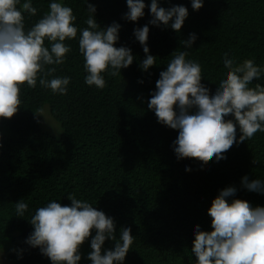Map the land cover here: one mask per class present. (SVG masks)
I'll return each mask as SVG.
<instances>
[{
  "label": "trees",
  "instance_id": "1",
  "mask_svg": "<svg viewBox=\"0 0 264 264\" xmlns=\"http://www.w3.org/2000/svg\"><path fill=\"white\" fill-rule=\"evenodd\" d=\"M24 2L20 0V5ZM52 2L72 8L78 33L75 39L64 41L71 51L47 79H71L66 95L41 87L39 79L35 88L23 85L18 112L11 119L0 118V264H51L39 248L26 243L34 230L29 220L49 202L71 206L68 195L112 217L117 239L121 228H131L134 242L123 264H195L191 252L194 226L212 231L208 209L221 190L237 189L227 198L229 203L240 199L264 207V194L241 185L243 176L264 182V132L234 144L219 161L178 160L173 150L178 130L158 123L147 103L159 73L181 51L188 52L186 59L201 65V83L210 95L226 78L225 53L237 63L253 59L264 67V0H203V7L196 11L191 0H157L166 9L174 5L188 9L178 33L170 26L148 23L151 0H143L144 16L137 22L122 18L128 11L126 0H31L37 13H23L25 31L49 11ZM87 4L95 6L93 15L101 27L113 22L121 25L115 46L131 49L134 56L120 76L103 74L104 89L84 82L87 73L78 41L79 30L87 27L90 15ZM146 24L148 54L156 57V64L143 71L140 64L145 53L133 29ZM191 33L197 39L192 48H185L182 42ZM45 46L50 47L47 40ZM257 83L264 85V73L250 87ZM44 106L61 129L57 135L40 126L37 113ZM239 135L237 126V139ZM21 199L28 205L23 217L15 211ZM94 236L93 229L80 247L91 249ZM114 243L106 240L102 255Z\"/></svg>",
  "mask_w": 264,
  "mask_h": 264
},
{
  "label": "clouds",
  "instance_id": "2",
  "mask_svg": "<svg viewBox=\"0 0 264 264\" xmlns=\"http://www.w3.org/2000/svg\"><path fill=\"white\" fill-rule=\"evenodd\" d=\"M18 5L20 0H0V118L4 119H11L18 112L21 87L25 84L35 88L39 79L40 86L53 94H67L70 77H47L53 76L57 71L55 66L64 64L66 54L71 51L64 41L75 39L78 33L71 7L60 2L50 3L49 11L25 31L23 13L35 16L37 9L31 0H25L19 8ZM126 5L128 11L123 19L137 22L144 16L143 0H126ZM147 7L152 17L149 24L170 26L177 33L189 15L183 5L166 9L160 7L157 0H151ZM191 7L199 10L203 0H191ZM87 9L90 13L85 21L87 27L79 30L78 41L87 73L84 82L104 89L103 74L120 76L121 69L128 68L134 56L131 49L115 46L121 25L113 22L101 27L93 15L95 6L87 4ZM148 34L147 24L133 29L145 53L140 64L143 71L156 64V57L148 54ZM196 39L194 33L189 34L183 46L192 48ZM45 40L50 47L45 46ZM187 56L186 51L175 54L166 70L159 73L156 90L151 93L147 107L154 111L158 123L178 130L173 142L178 160L193 158L207 164L214 158L216 161L225 159L224 153L234 144L264 132V85L257 83L250 87L261 79L264 67L257 66L253 59L237 63L225 53L226 78L210 95V90L201 83V65L186 59ZM46 66L51 67L45 70ZM229 115L233 119H225ZM241 185L248 191L264 194V182L259 179L249 181L243 176ZM236 191L235 187H226L212 200L208 209L212 231H201L199 225L194 226L191 252L196 257L195 264H264V207H253L240 199L229 203L227 198L234 196ZM68 199L71 206L52 201L36 210L29 220L34 230L26 243L39 248L51 264H78L81 260L79 248L94 229L95 236L90 241L92 251L87 258L92 264H123L134 242L131 228H121L117 239L112 217L74 195H68ZM27 209L22 199L15 203L16 216L23 217ZM106 240L114 241V247L103 250L102 255Z\"/></svg>",
  "mask_w": 264,
  "mask_h": 264
},
{
  "label": "rangeland",
  "instance_id": "3",
  "mask_svg": "<svg viewBox=\"0 0 264 264\" xmlns=\"http://www.w3.org/2000/svg\"><path fill=\"white\" fill-rule=\"evenodd\" d=\"M48 107L44 106L37 114V117L40 121L41 128L52 134L57 135L60 133L61 129L57 122H55L48 113ZM92 249L87 246H83L79 248V253L81 255V260L78 261V264H92V262L87 258Z\"/></svg>",
  "mask_w": 264,
  "mask_h": 264
}]
</instances>
